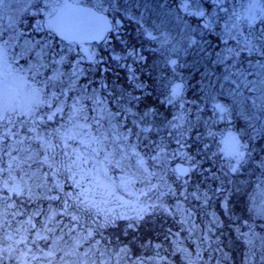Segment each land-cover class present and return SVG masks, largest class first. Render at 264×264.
<instances>
[{
	"label": "snow or ice",
	"instance_id": "snow-or-ice-1",
	"mask_svg": "<svg viewBox=\"0 0 264 264\" xmlns=\"http://www.w3.org/2000/svg\"><path fill=\"white\" fill-rule=\"evenodd\" d=\"M8 2L9 0H0V8ZM113 3L114 0H25L24 12L34 9L29 14L43 17L33 27L39 38H31V34H28L29 38L24 40L21 55L26 53L31 57L25 61L26 68H12L8 62L9 50L25 35L17 30V24L22 23V19L13 18L7 28L0 25V162L4 156L9 158L7 166L0 167V175L7 174L3 187L18 197L26 196L31 200L32 186L25 177L28 180L35 179L37 187H44L43 182L48 177L61 176L71 182L73 192H65L63 184L54 181L48 188V193L55 190V194H45L48 200H61L63 205L62 212L52 213L49 223L55 216L69 218L71 227L64 235L72 239L69 246L71 250L61 248L59 251L63 256H71L73 251H77L81 247V240L97 244L95 237H102L101 229L115 228L118 220H127V227L134 228L145 220L150 209L167 212L162 202H155L160 201L166 193L159 191V181L164 177L158 176L154 169L158 167L161 173L164 172L170 156L175 158L177 154L167 151V144L160 136L162 128H167L168 136L175 131L178 137L176 143L181 148L186 144V141L181 143L187 133L183 123L154 124L148 118L150 115L158 116L159 113L150 109L138 115L132 108L134 101L138 102L140 97L129 99L126 89L113 95L116 90H109L107 82L101 84L100 88L107 91L108 96L119 105L118 112H109L107 117L88 116L86 105L82 101L90 100L101 108L107 101L99 98L96 89H92L89 95L88 89L79 84V81L82 76L86 77L93 71L94 66L104 63L103 55L93 51V47L119 38V24L110 20L106 14L108 8H105V4L111 8ZM183 8L188 15L205 18L203 27L211 28L212 20L207 19L199 5L192 11H189L187 4ZM232 15L235 19L224 26V48L216 54V62L224 66L225 79L237 78L232 82L236 85V95L242 98L241 102L247 104L250 99L251 107L264 114V59H254L264 58V0H247L243 11L233 12ZM148 35L153 40L158 39L151 33ZM229 41H235V44L231 45ZM166 42L165 38L162 45ZM85 45L89 47L85 48ZM112 59L119 60L120 57L113 56ZM82 60L93 67L87 70L80 67ZM95 70L108 71L107 68ZM129 72L132 79L136 80L135 71L129 69ZM21 85L27 88L23 100L18 99L17 89ZM135 87L143 89L147 85L141 81ZM240 89L254 96H244ZM69 93L76 95L70 96ZM181 95L182 86L176 85L171 96L179 98ZM217 107L221 113L226 111L221 106ZM121 114L125 121L129 116L132 117V127L126 128L118 119ZM113 119H117L118 127L125 130L118 131L117 126L111 124ZM182 119L174 117L175 121ZM104 120L110 125L107 129L102 124ZM182 128L183 131L180 130ZM153 133L154 138L150 137ZM245 147L235 136H230L226 141V156L233 162L230 169L232 172L238 171L246 163L245 152L242 151ZM181 154L185 161L194 159L188 153ZM125 161H131L130 165L125 164ZM149 161L152 162L151 165ZM34 166L41 171L46 168L47 172L37 177ZM116 168L123 173L118 184L109 176V170ZM17 171L23 173L19 181L13 175ZM172 172L177 178L186 177L190 168H173ZM154 178L156 183H153ZM184 182L187 183V180ZM137 184L141 187L132 191ZM115 188L124 190L128 196L136 197L138 208L135 215L117 213L110 208L113 198L117 201L120 199L116 196ZM168 192H172L171 188ZM25 224L27 227L21 224L0 240V245H7L0 248V264H3V255L10 259L18 258V264H32V261L52 264L51 257L57 251L55 246L45 252L37 243V240L47 242L49 236L42 233L51 232L52 228L46 223L41 231H36L31 218ZM3 227L0 224V230ZM77 229L80 231L77 232ZM33 236L35 238H30ZM59 239L63 240V235ZM247 242L252 244L251 239ZM29 245L34 246L36 252ZM155 247L159 248V245ZM121 254L128 257L129 249L120 248L115 256L120 257ZM116 264H120L119 259H116ZM134 264H144V261Z\"/></svg>",
	"mask_w": 264,
	"mask_h": 264
},
{
	"label": "trees",
	"instance_id": "trees-1",
	"mask_svg": "<svg viewBox=\"0 0 264 264\" xmlns=\"http://www.w3.org/2000/svg\"><path fill=\"white\" fill-rule=\"evenodd\" d=\"M179 1L173 0L171 1L172 3H168L171 9L169 12L163 10V15L168 18L167 28L171 35L173 32L177 33L176 29L179 30V34L175 35V40L181 38L187 40L186 33L188 29H184L183 32L181 29L183 23L179 19L181 17V13L178 12L180 11ZM182 1L190 2L193 9L197 8V2H199V7L206 13V17L212 20L211 28L206 29L203 27L202 37L196 36L195 43L189 44V47H187L188 44L186 46L188 50L186 56L189 57L187 59L188 67L182 71L186 75L184 97L177 100L171 99L169 103L170 97L167 94L169 95L171 85L178 80L176 72L178 63L174 67H168L167 60L163 62V71L166 75L163 82L158 84L156 75L161 68L160 58L163 55L158 54L156 50H149V48L154 46L153 44L147 45L150 39L143 35L141 31H139V37L135 36L137 31L134 24H130L123 31L124 34H119V38L109 40L106 44L95 46L106 60H104L102 65L94 66L93 71L83 77L82 84L87 85L90 90L96 89L97 92H100L104 99L108 100L107 102L113 110H115L116 103L108 96L107 91L100 88V85L105 82L109 84V90L113 88L115 90L119 89V91L126 89L129 99L134 96L140 97L138 102L134 101L132 108L138 115H142L150 109L159 113L158 116L153 117L150 115L148 118L154 124L159 125L161 122L183 123V128L187 129V133L181 139V143L186 141L185 147L181 148V145L176 143L178 137L175 131H173L171 136L166 134V127L162 128L160 136L163 137L164 142L167 144V151L170 154L173 152L177 154L173 158L174 161L177 157H184L181 153H188L191 157H194L190 161H185V158L183 160L180 159L182 163L189 165L191 170L194 169L192 170V179L189 183L190 187L182 188L183 185H176L173 190L169 182L165 185L160 184L159 191L166 193L162 195L161 200H165L166 204H168L167 207H171L173 212L171 215L177 217L181 215V212L175 211L173 202L180 199L182 192L189 191L191 196L193 193H197L198 197L204 200L207 199L201 195L213 197L214 200L210 202L212 204L210 212H201L196 207L198 201L195 197L192 199L193 203L190 209H193L201 220L207 219L210 229L212 228L213 230V225L217 222L220 227L204 233L205 235L197 237L193 241L192 237L186 238L185 227H182L179 220H175L171 215L167 216V213L160 211V209L155 211L150 209L151 215L153 214L154 216L140 222L137 227L129 228L127 227L129 221L118 220L115 228L102 229V237L99 235L95 237L98 243L94 248L99 246L105 255L110 256V251L117 252L120 248L126 247L129 249V256L125 257L126 259L130 261L133 259L143 260L144 264H191L189 262L191 255L196 254L198 251H202V254L199 260L196 261L197 264H252L253 261H258L257 253L254 252L256 249H253V241L252 247H248L250 249L244 245H249L247 242L249 236H251V240L256 242V245L260 241L264 243V233H256V231L249 229V226L258 227V223L253 224L258 220V217L250 213L247 214L242 203L245 201L241 199L242 202L236 201V198L239 196H249L251 198L258 190L263 189L264 167L262 166L264 164L261 159L264 155L262 142L264 141V138H262L264 136V127L260 126L259 120L253 118L252 111L249 110V104L242 103L241 97H235L233 101L224 98L223 95H231L233 97V87L230 82L235 80V77L225 79L224 66L218 65L216 62V54L222 52L224 48L223 40L226 38L224 36V26L226 23H231L233 21L232 18H234L232 14L235 10L230 7L241 4L243 0H222V2L220 0ZM155 5L162 4L156 2ZM157 13L155 8V17ZM156 18H162V11L158 13ZM184 18L188 19L186 16ZM125 39H128L127 46L122 44L127 41ZM151 43H156V41ZM178 43L184 44L182 40L178 41ZM229 44L234 45L235 41H229ZM129 53L133 54L130 55ZM172 53L174 52L170 54ZM113 56L120 57V59H112ZM140 57H144V59H140ZM176 57L179 62L185 59L180 57V54L179 56L176 54ZM90 67L93 66L87 65L86 70ZM95 68H107L108 71H96ZM129 69L135 71L136 76V80L131 82V88L128 86V80L132 78ZM141 81L147 85L146 88L135 87V84ZM167 82H169L168 88L166 87ZM145 93L149 95H145ZM214 96L230 106L232 111L231 121L224 120L219 122L221 112L216 109V105L212 101ZM174 117H182L183 119L182 121H175ZM183 128L180 130L183 131ZM210 128L214 130L213 134L209 133ZM226 130L240 133L248 155L245 158V166H242L234 173L228 172L223 178L220 175V171L227 172L230 168L221 154V145L216 144L213 146V143L220 141L219 136H222ZM150 137L154 138L155 133L150 134ZM187 145H191V147ZM171 158L170 156L169 159ZM151 163L149 161L150 165ZM154 170L158 171L159 168L157 167ZM242 170L243 172H241ZM116 173L121 175V171ZM237 173L238 176H236ZM248 175L251 176L249 189L246 188L247 186L244 187L247 181L238 180V178H245ZM49 179L52 181L51 178ZM56 179L63 184L65 192L73 190L71 182L66 181L61 176ZM51 185L52 183H50ZM169 188L172 190L170 193L168 192ZM245 188L247 191H245ZM211 193L213 194L212 196L210 195ZM51 194H55V190ZM60 195L63 196V193H60ZM218 195L219 197L223 195L229 196L225 200L226 203L220 208L218 206ZM160 201L155 202L158 203ZM129 202L132 203V200H129ZM42 204L44 212L49 208V204L59 206L60 211H63L61 200H46ZM32 206L31 201L30 207ZM226 211H229L231 216ZM60 217L64 219L63 227L68 226L69 218L67 216ZM197 222L199 221L196 220ZM236 222H239L238 225H241L242 228L244 227L242 234L237 233L238 244L235 243L236 235L231 229ZM224 225L230 227V229H225ZM156 245H159V248L155 247Z\"/></svg>",
	"mask_w": 264,
	"mask_h": 264
},
{
	"label": "rangeland",
	"instance_id": "rangeland-1",
	"mask_svg": "<svg viewBox=\"0 0 264 264\" xmlns=\"http://www.w3.org/2000/svg\"><path fill=\"white\" fill-rule=\"evenodd\" d=\"M173 0H114L113 6L111 8H109L108 4H105V8H108V12L106 14L110 15L112 17L113 20H115V22H117L120 26V31L119 34H124L123 31L126 30L130 24H134L136 27V37H139V31H141L143 33V35L147 36V38H149L150 40L148 41L149 43H147V45L149 46V44H153L154 47L149 48V50H156L158 52V54H162L163 56L160 58L161 60V68L159 69L158 73H157V82L158 84H161L163 82V79L165 77V72L164 67H163V62L165 60H167L168 62V67H174L177 63V75H178V80H176V82H174V84L171 85L170 90H169V95L167 94V96H169L171 99L173 100H177V99H181L182 97H184L185 94V81H186V75L182 72L183 70L187 69L188 65H187V59L189 56L187 55V44L189 47V44H192L193 41L196 40V36H199V38L202 37L203 31V25L206 22L205 18H197V17H193L191 15H188L187 13H185L184 11V4L188 5L189 11L195 10L193 9V6L190 4V2L188 1H182L180 0L178 3L179 5V10L178 12H180L181 17L179 18L180 21L183 23V27L182 32L184 31V29H188V32L186 33V39H179V40H175V35L179 34V30L176 29L177 33L173 32L172 35L168 32V18L166 16L163 15V10L164 11H168L171 9L168 6V3L170 4V2ZM211 1V0H210ZM156 2L161 3L162 5H155ZM172 3V2H171ZM239 3V2H237ZM200 3L197 2V5H199ZM218 4L220 5V3L218 2ZM247 5V0H243L241 2V4L238 5H234L231 6L230 8L234 9L236 13H240L243 11V9L246 7ZM172 6V4H171ZM26 7L25 4V0H9V2L3 6V8H0V25H2L4 28H7L10 20H13V18H20L22 19V23H18L17 24V30L19 32H23L25 33L24 36H21L20 39L18 40V42L13 44V47L9 50L8 53V62L9 64L12 66V68H16V67H27L26 64V59H31V57H28V55L25 53L23 56L21 55L22 50H23V46H24V40L29 38L28 34H31V38L34 39H38L39 37L37 36V34L33 31V27L34 25L38 22L41 21L43 19L42 16H35L32 14H29L31 12L34 11V9H30L29 12H24V9ZM156 8V12H160L162 11V18H156L158 13L156 14V17L154 16V9ZM201 9V7H199ZM184 16H186L185 19ZM191 17V18H190ZM208 19V18H207ZM235 18H232V20H234ZM156 28V29H155ZM175 30V29H174ZM9 31H11L9 29ZM148 33H151L152 36H156L158 37V39L153 40ZM8 32L5 33V36L7 37ZM167 39L166 43H163L162 45V41L164 39ZM127 41H125L124 44L125 46H127L128 43V39H125ZM182 40L184 42V44H179L178 41ZM189 40V41H188ZM153 41H156V43H151ZM85 48L89 47L88 45L84 46ZM172 49V50H170ZM93 51L95 52H99L100 51L98 49H96V47L94 46ZM119 51V50H118ZM128 52V51H127ZM171 52H174L172 54H170ZM176 54L180 57L185 58L184 61H177V57ZM171 55V56H170ZM186 56V57H185ZM123 57V55H122ZM104 60H106V58H104ZM174 62V63H173ZM88 62L82 60L80 63V67H83L86 69ZM67 70V69H66ZM163 71V72H162ZM84 76L81 77L79 84L84 85L87 89H88V94L91 95V90L87 87V85L82 84V79ZM237 78L235 77V80ZM249 79H252V77H249ZM184 80V81H182ZM133 81V79L131 78L130 80H128V86L131 88V82ZM172 83V82H171ZM169 82L166 83V87L168 88ZM176 85H181L182 86V95L179 98H175L171 96V92L172 89L176 86ZM230 85H232L233 87V97H231V95H223L224 98L227 99H231L232 101L235 100V97H238L236 95V85L233 82H230ZM18 92H19V97L18 99L23 100L24 95L27 91V88L23 85L18 86ZM111 90V89H110ZM240 91H242L244 93V96H254V94L248 93L246 90L244 89H240ZM119 92V89H116V91L113 93V95H115L116 93ZM138 92V91H137ZM168 93V92H167ZM70 96L72 95H76V93H69ZM99 98L100 99H104V97L101 95L100 92H98ZM110 97V96H109ZM112 99V97H110ZM216 96L213 97L214 100H212L214 102V104L216 105V109H218L217 106H221L224 109H226L225 112L220 113L219 116V122H222L224 120L226 121H231L230 117H232V111L231 108L228 104H225L224 101H222L219 98H216ZM106 101H108L106 99ZM85 105H86V111L89 117H94V116H98V115H104L105 117L108 116L109 112L112 113H116L118 112V108L119 105L115 104V110H113L110 106V104H108V102H106L102 108L100 105H96L94 104L92 101L85 99L84 101H82ZM69 103H71V101H69ZM230 104V103H229ZM249 104V110L252 111V116L253 118H255L256 120H259L260 122V126L264 127V114H261L258 110L253 109L251 107V100L249 99L248 103ZM95 109V110H94ZM219 110V109H218ZM67 111V108H66ZM132 111L134 112V110L132 109ZM119 120H121L125 127H132L131 124V120L132 117L129 116L128 120H123V114H121L118 117ZM126 122H128V124H126ZM102 124L104 126L105 129L109 128L110 125L107 122V120L102 121ZM112 125H116L117 126V130L118 131H123L125 129H120L117 125V119H113L111 122ZM23 132V130H21ZM211 134L214 133V130L210 128V132ZM230 136H235L239 142L243 145V141L241 139L240 133L236 132V131H232V130H226L222 136L220 137V141H216L213 143V146L217 145H221L220 149H221V154L223 156V158L226 160V162L228 163L229 168L231 169L232 167V163L230 162L229 159L226 156V141L229 139ZM258 136H262V135H258ZM257 136V137H258ZM264 138V136L262 137ZM131 142V141H130ZM263 145H264V141ZM242 151L245 152V158L248 155L247 150L245 148L242 149ZM251 152V151H250ZM13 155H15V153H13ZM184 159V157H177L175 159V161L173 160V158L169 159L168 161V165H167V169L164 172H160V169L157 171L158 176L159 175H163L164 179L162 181H159L160 184L165 185L169 182V185L171 186V188H175L176 185H183L182 188H187L190 187L189 183L192 179L191 175H192V170L189 174V176H187L186 178L183 177H179L177 178V175H175L172 172L173 168H181L187 164L182 163L181 160ZM9 158L7 156L3 157L2 162H0V167H6L7 163H8ZM261 161L264 164V155L262 156ZM125 164L130 165L131 161H125ZM246 163L243 164V166H245ZM264 167V165L262 166ZM241 168V167H240ZM239 168V169H240ZM132 171H134V169H131ZM34 171L36 172V176L39 177L43 174V172H47V169H43V171L36 169L34 166ZM120 169L116 168V169H110L109 170V176L110 178L115 181L117 184L119 183V180L121 178V176L123 175V173H121V175H118L116 172H119ZM234 173L231 170L229 171H220V175L224 178L226 176L227 173ZM243 172V170L241 171ZM13 175L16 177L17 181H19V177L21 175H23L22 172H15L13 173ZM236 176H238V173L236 174ZM56 177H48L43 183H44V187H37V181L35 179L33 180H28V177H25L24 179L28 182L29 185L32 186V199L29 200L26 196L25 197H18L15 194H13L12 192L7 191L6 189H4L3 185H4V180L7 179V174H3L0 175V224H3L4 227L2 230H0V240H3L5 234H11L13 232V229L19 227L21 224H24L25 227H27V224H25V221L29 218H31L32 224L35 225V230L36 231H41V229L43 228V226L47 223L48 227L52 228L51 232H47V233H42L45 235L49 236V240L47 242L42 241V240H37V243L39 244V247L41 249H43L45 252L49 251V248L52 246H55V248L57 249L56 254L51 257L52 259V264H102V262L107 261L108 264H116V259L120 260V264H134V262H139L141 260L138 259H133V260H129L126 259L123 255H120V257H116L115 253L116 252H111L110 251V256L105 255L102 251H101V247L98 246V248H94L96 246V244H93L91 241L89 242H84L83 240L80 241L81 243V247L77 250V251H73L71 256H63V254L59 251L61 248L63 249H69L70 244L72 243V239L67 236L64 235L65 232L68 231V228L71 227L70 223L68 226L63 227V220L60 216H55L54 218L51 219V222L49 223V218L51 217L52 213H58L61 212L60 211V207L53 205V204H49V208H47V210L44 212L42 210V202L48 200L47 198H45V194H51L48 193V188H50V183H53L54 181H58ZM52 179V181H50V179ZM250 179L251 176L248 175L245 178H238V180H245L247 181L246 185L244 187H246L247 189H249L250 187ZM187 180V183H185L184 181ZM155 181V182H154ZM70 182V181H69ZM154 183L157 182V180L154 178L153 180ZM260 182V181H259ZM261 183V182H260ZM248 184V185H247ZM262 185V183H261ZM9 186H11V183L9 184ZM263 186V185H262ZM141 187V185L137 184L135 189H132V191H137L139 188ZM245 188V191H247ZM116 192V196L119 197V201H117L115 198H113V203L110 205V208L114 209L115 212L117 213H126L127 215H135V211L137 210L138 206H137V201H136V197L135 196H128L127 193L120 189V188H115L114 189ZM174 190V189H173ZM68 192H73V190H69ZM211 196L213 195L212 193L210 194ZM247 195V194H245ZM203 198L207 199H201L199 197V199H197L198 194L197 193H193L192 196L189 195V191L187 192H182L180 194V199L176 200V202H173V206L175 208V211H180L181 215L180 216H173L171 214H173V212L171 211V207H167L168 204H166L165 200H161L158 203H163L164 207L168 210L167 212L163 211L164 213H167V216L173 217L175 220H179V222L181 223L182 227H185V231L187 233L186 238H190L192 237L193 241L195 238L200 237L202 235H205L204 233H208L210 231H213L215 229H218L220 227V224H218V222L216 224L213 225L214 229L212 230V228H209V223H207V219L206 220H201V218H199L196 213L193 211V209L191 208V205L193 203L192 199H194V197L197 199L198 204H196V207L199 208V210L201 212H210L211 211V203L214 199L213 197H206L204 195H201ZM229 198V196L227 195H223L217 196V199H219V208L220 206H222L223 204H225V200H227ZM224 199V200H223ZM245 201L242 202L241 200ZM129 200H132V203L129 202ZM32 201L33 206L30 207V202ZM120 201H123L124 203H121ZM180 201V202H177ZM236 201H240L243 203L244 209L247 211V214L250 213L251 215H255L258 217V220H256L253 224H257L258 223V227L255 228L253 226H249L250 230H254L256 231V233H264V186L263 189H260L256 192V194H254L253 196H251V198L249 196H244V197H237ZM39 206V208H38ZM37 207V208H34ZM43 211V213H41ZM161 211V210H160ZM13 213H16L15 215H13ZM226 213H228L229 216H231V214L229 213V211H226ZM154 215L150 213V211H148V214L145 215V219H149L151 217H153ZM156 218V217H154ZM5 220L7 221V223L5 224ZM196 220L199 221L196 223ZM241 222V221H239ZM239 222H236V224L231 228L233 230V232L236 235L235 238V243L238 244L239 241H237L238 235L237 233L239 232V234H242V230H244V227L242 228L241 225H238ZM226 224V223H225ZM248 224L250 225V223L248 222ZM225 226V229H230V227ZM95 227V226H93ZM61 229H63V231H61ZM241 230V231H240ZM248 230V231H250ZM80 229L77 230V232H79ZM102 232V229H101ZM63 235V240L59 239L60 236ZM76 233L73 234V236H75ZM251 236H249L247 239H251ZM30 238H35L30 237ZM253 241V249H256L254 252L257 253V258L258 261H253L252 264H264V243L262 241L259 242L258 245H256V242L254 240ZM7 245H0V248L2 247H6ZM33 248V252H36V249L34 246L29 245ZM245 247H252V244H245ZM250 249V248H248ZM202 251H198L196 254H192L189 262L191 264H197L196 261L199 260V257L201 256ZM252 254V253H251ZM37 255H39V253H37ZM261 255V256H258ZM61 257H63L61 259ZM254 258V257H253ZM3 264H18V258L17 259H10L7 255H3ZM32 264H47V262H40V261H32Z\"/></svg>",
	"mask_w": 264,
	"mask_h": 264
},
{
	"label": "water",
	"instance_id": "water-1",
	"mask_svg": "<svg viewBox=\"0 0 264 264\" xmlns=\"http://www.w3.org/2000/svg\"><path fill=\"white\" fill-rule=\"evenodd\" d=\"M184 168H189V167H184ZM182 177H184L185 178V176H182ZM187 177V176H186Z\"/></svg>",
	"mask_w": 264,
	"mask_h": 264
}]
</instances>
